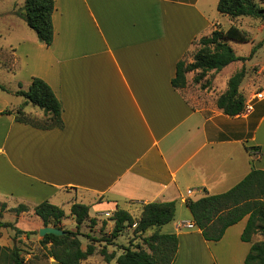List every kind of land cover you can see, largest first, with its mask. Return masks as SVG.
Wrapping results in <instances>:
<instances>
[{"label":"crops","instance_id":"1","mask_svg":"<svg viewBox=\"0 0 264 264\" xmlns=\"http://www.w3.org/2000/svg\"><path fill=\"white\" fill-rule=\"evenodd\" d=\"M53 1L54 37L47 47L14 14L24 0H0V223L13 226L0 227V246L40 239L25 233L43 227L38 217L33 220V208L44 201L66 215L72 204H84L96 224L106 225H113L109 218L116 210L141 213L144 204L174 202V219L159 228L177 236L174 264H244L258 242L256 235L241 241L246 218L211 242L186 227L189 211L184 222L177 210L187 200L230 190L252 168L264 171V63L252 57L210 72L208 102L195 104L171 80L194 40L233 24L218 16V0ZM261 27L257 34H264ZM263 38L252 35L249 43ZM241 67L246 75L240 91L250 108L228 117L215 99ZM252 69L259 78L248 84ZM32 78L46 82L60 101L61 129L15 121L25 100L14 92L27 90ZM28 106L24 113L33 116ZM19 205L28 211H11ZM100 261L95 253L81 264ZM48 264L59 263L50 258Z\"/></svg>","mask_w":264,"mask_h":264},{"label":"trees","instance_id":"2","mask_svg":"<svg viewBox=\"0 0 264 264\" xmlns=\"http://www.w3.org/2000/svg\"><path fill=\"white\" fill-rule=\"evenodd\" d=\"M217 12L229 19L242 17L264 22V6L255 0H218ZM53 0H24L21 9L14 14L24 20L27 27L36 35L38 41L45 46L53 43L52 14ZM249 34L235 24L227 29L215 26L207 36L193 41V49L187 56L177 62L175 75L171 85L182 90L188 83V75L192 74V82L201 84L202 89L210 85L207 79L210 72H219L232 63H244L250 60L255 52L263 46L264 38L254 45L247 57L235 55L230 42L249 43ZM191 61L187 62V57ZM244 67L236 70L228 79L225 91L215 99L216 107L228 117H235L244 112L245 96L240 86L245 78ZM1 89H4L1 87ZM15 95L24 98V103L15 110V121L40 130L61 129V103L49 85L39 78H32L27 90H17ZM31 104L40 109L45 117L39 122L24 113V107ZM9 113V112H7ZM252 149V148H251ZM186 208L189 211L194 226L200 231L206 241H219L225 230L246 218L245 227L241 233V241L251 242L254 235L264 236V171L252 168L250 172L230 190L216 195H206L196 201L187 200ZM16 215L27 212L28 208L19 205L12 209ZM174 202H153L144 204L138 218H133L125 210H116L109 218L113 222L109 234H104L100 240L91 238L85 249L81 247L79 228L89 222L92 230L96 221L89 217V207L74 203L68 215L64 210L47 201L33 208V214L40 219L43 227H53L64 231L63 235L47 234L38 240L39 256L27 260L21 254L18 246L5 248L0 246V264H38L44 260L48 264L50 258L59 264H81L88 257L98 253L105 262L116 259V264H174L178 239L174 234H161L159 228L170 223L175 216ZM71 217L76 229L65 230L61 223L63 219ZM103 222L100 232L104 230ZM0 227H13L10 223H0ZM133 230L135 237L141 244L121 246L122 253H108L106 247L97 251L96 242L112 245L114 241L127 229ZM153 231L149 236H143ZM16 234L19 230L15 229ZM22 233V232H21ZM28 235H38V232H26ZM86 237H90L87 235ZM244 264H264V240L252 243L245 257Z\"/></svg>","mask_w":264,"mask_h":264},{"label":"rangeland","instance_id":"3","mask_svg":"<svg viewBox=\"0 0 264 264\" xmlns=\"http://www.w3.org/2000/svg\"><path fill=\"white\" fill-rule=\"evenodd\" d=\"M255 2H257L261 6H264V0H255ZM218 16L220 17L222 15L219 14ZM229 20L231 22H233V24L239 26L243 30L248 29L250 31V33H251L250 34L251 38H252V35H253V37H255V39H260L261 37L264 36L263 33H259V34L256 33L257 32L256 29L257 30L258 29L259 30H263V28L261 26L264 25V22H262L260 20H254V19H251V18L250 19H248V18L245 19L243 17L242 18H237V19H234V20L233 19H229ZM222 24L225 25V22L222 21ZM230 46L232 47L235 55L238 56V57H241V56L245 55L246 53H248V51L250 53V51H251V49L253 47L251 43L239 44V43H234V42H230ZM253 57H254V61L259 60V61L264 63V46L260 47L255 52ZM190 61H191V57L188 56L187 57V62H190ZM250 64H252V63L250 62L248 64V66ZM192 76H193L192 74L188 75V77H187L188 83H187L186 87L184 88V91H185L187 97L191 101H193V103H195V99H196L197 102H201V100L203 102V100L205 99L204 98V93H205L204 90H206V89H202L201 88V84L193 83L192 82ZM3 77L6 78L5 75H3ZM258 78H259L258 75L255 76V69H252L250 71L248 84L257 82ZM207 79L210 80L209 77H207ZM1 87L4 88L3 86H0V88ZM211 88H212V86H211V83H210V85L207 86L208 91H210ZM205 101L208 102V100H206V99H205ZM26 112H30L32 114L34 113L33 116H31V117L33 119L41 122V123L45 121V117L37 118V117L34 116L35 113H39L40 114V113H42V111L40 109H38L37 107L31 105V104H29L28 108H26ZM187 212H188V210L185 207H182L179 210H177L178 216L182 217V219H184V222H188L189 221ZM89 215H90V217H94L95 216V213H94L92 208H90ZM131 215L133 217H135V218H138L139 215H140V212L133 210V211H131ZM33 218H34L33 220H35V222L39 220L37 217H33ZM33 222L34 221L30 220L28 226L31 223H33ZM98 222L99 223H97L96 226H94L92 230L89 228V222L83 224L79 228V232L81 234V236L79 238H80V241H81L82 249H85L86 245L91 241V238H94L95 240H100L101 237L104 234L107 235L111 231V228H112L113 225L107 223V225L104 227V230L102 232H100V228H101L102 222H101V220H98ZM62 227L65 230L73 231V230L76 229V224H75L74 220L71 217L68 216L66 219H64L62 221ZM131 231H132V233L129 236H128V234H126V232H123V234L120 235L116 239L114 244H112V245H105V243L96 242L95 244H96L97 251L100 248L105 246L108 253L115 252L116 255H120L122 253V250L120 249L121 246H127L128 244H130V242H131V244L133 246L136 245V244H141V240H138L139 238L134 236L133 230H131ZM87 235H89L90 237H86ZM254 239H256L257 241H261V240H264V236L256 235V236H254ZM18 248L21 250V254L24 256V258L27 259V260L33 258V256L41 255V254H39L40 247H39L38 241L20 243L18 245ZM96 254L99 255L98 253H96ZM41 263H45V261L44 260H39L38 264H41ZM100 264H116V259H114V261L113 260L110 261L109 263H107L105 261L104 262L100 261Z\"/></svg>","mask_w":264,"mask_h":264},{"label":"water","instance_id":"4","mask_svg":"<svg viewBox=\"0 0 264 264\" xmlns=\"http://www.w3.org/2000/svg\"><path fill=\"white\" fill-rule=\"evenodd\" d=\"M47 234L59 236V235H63L64 231H62L60 229L53 228V227H42L38 230L39 238H43Z\"/></svg>","mask_w":264,"mask_h":264},{"label":"built area","instance_id":"5","mask_svg":"<svg viewBox=\"0 0 264 264\" xmlns=\"http://www.w3.org/2000/svg\"><path fill=\"white\" fill-rule=\"evenodd\" d=\"M249 108H250V105H247V104H246L244 112L247 111V110H249ZM187 194L190 195V194H191V191L188 190V191H187ZM108 216H109V214L106 213V214H105V217H108ZM186 227H187L188 229H194V228H196V227L194 226V224H192V223L187 224Z\"/></svg>","mask_w":264,"mask_h":264}]
</instances>
